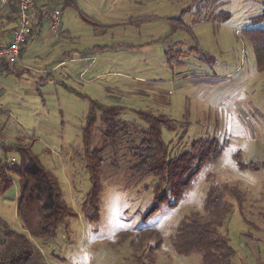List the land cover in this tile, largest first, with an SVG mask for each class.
I'll list each match as a JSON object with an SVG mask.
<instances>
[{
    "label": "rangeland",
    "instance_id": "1",
    "mask_svg": "<svg viewBox=\"0 0 264 264\" xmlns=\"http://www.w3.org/2000/svg\"><path fill=\"white\" fill-rule=\"evenodd\" d=\"M40 2L50 16L56 3ZM49 4L51 10L45 6ZM263 9L264 0H77V7L62 11L60 30L49 32L47 20L42 30L47 47L34 50L50 52L55 61L32 65L51 69L66 58L63 46L72 44L65 42L68 28L83 37L82 47L96 48L91 58L66 61L57 72L30 68L21 78L0 76V88L5 84L0 89V141L26 136L36 138L37 153L48 149L41 159L58 175L66 200L79 214L67 219L54 238L32 239L44 262L201 264L198 253L177 254L170 238L186 215L202 211L211 184H227L237 186L245 198L223 228L236 250L233 264H264V168L239 169L233 156L241 153L246 162H264V71L257 69L243 35L246 28H264V20L253 21ZM37 12L39 18L42 13ZM82 14L108 27L94 28ZM176 16L190 28L172 32L170 18ZM6 23L11 26L12 21ZM89 98L169 115L178 128L164 130L172 154L190 149L198 138L218 140L222 154L202 168L177 206L164 204L147 215L157 178L133 172L130 153L141 140L139 128L146 124L129 110L122 114L131 122L130 131L114 147L107 144L99 120L93 148L101 149L104 158L103 191L100 218L89 221L82 212L90 188L82 149ZM133 126L138 129L133 131ZM12 178L14 186L0 193V217L27 234L17 215V178ZM4 240L0 229V248Z\"/></svg>",
    "mask_w": 264,
    "mask_h": 264
},
{
    "label": "trees",
    "instance_id": "2",
    "mask_svg": "<svg viewBox=\"0 0 264 264\" xmlns=\"http://www.w3.org/2000/svg\"><path fill=\"white\" fill-rule=\"evenodd\" d=\"M36 1V17L32 19L30 34L21 54L31 41L41 35L46 22L49 21L51 24V15L42 12L41 6L39 7L41 0ZM48 2L56 3L55 8H60L61 14L68 7H77L76 0H48ZM5 5L8 9L0 21V30L4 35L10 34L15 28L19 0H10ZM45 6L51 10L50 4ZM37 11L42 13L39 18ZM82 17L94 28L108 27L92 17L83 14ZM255 18L253 21L256 22L264 20V9L262 14ZM170 19L175 24L172 32L190 28L182 16ZM8 20L12 21L9 28L7 26L10 23H6ZM61 26L62 18L60 26L55 30H60ZM243 35L252 46L257 69L264 71V28H246ZM25 71L30 72L29 69L3 63L0 76L9 72L20 77ZM42 79L45 80L47 77L43 76ZM84 97L87 98L86 95ZM89 102V110L82 128V149L90 180V188L82 205V212L89 221H98L100 218L103 191L101 168L104 158L101 149L93 148L94 131L99 120L104 124L107 144L114 147L118 145L121 137L129 135L130 131L131 122L124 120L122 114L129 110L146 124L144 128H139L141 140L134 144L130 153L134 161L131 168L133 172L151 174L157 178L153 187L154 204L147 215L158 211L164 204L170 207L177 206L193 188L202 168L207 163L216 162L222 154L223 147L214 138H198L191 142L190 149L172 154L171 143L166 141L164 130L167 128L176 132L178 128L169 115L157 114L152 109L130 108L122 103L105 104L92 98H89ZM134 128L138 129L133 126V131H136ZM36 141V138L26 136H19L11 143L0 141L3 153V159L0 161V193L4 194L14 186L12 176H16L19 188L16 202L17 215L24 230L27 231V234L17 231L0 217V229L5 235L4 245L0 248V264H47L32 239H52L67 219L79 217L78 212L66 200L58 175L46 167L41 159L43 153L50 151L44 149L41 153H37L34 150ZM233 156L239 169L257 171L264 168V162L244 161L241 153ZM9 159L13 160L11 166L8 165ZM244 201L243 191L237 186L211 184L202 211L196 210L186 215L177 226L175 233L171 235L172 249L182 256L200 254L201 264H233L236 250L228 235L223 232V228L234 208L237 206L241 209Z\"/></svg>",
    "mask_w": 264,
    "mask_h": 264
},
{
    "label": "crops",
    "instance_id": "3",
    "mask_svg": "<svg viewBox=\"0 0 264 264\" xmlns=\"http://www.w3.org/2000/svg\"><path fill=\"white\" fill-rule=\"evenodd\" d=\"M77 1V0H76ZM8 9V6L5 5L3 2L0 3V21L1 19H3L2 16H4V14L6 13ZM8 28L11 27L10 25L7 26ZM50 27L51 25L49 26V32H52V31H56V30H50ZM48 29V28H47ZM44 31V29H43ZM43 31L41 33V35L37 38V39H34L33 41H31L29 43V45L24 49L23 53L21 54V57L17 60V63L16 65L18 67H21L22 69H29L30 68H37V70H46L47 73H49L50 71H54V72H57V70L63 66L66 65V61H69V62H74L75 60L77 59H89L91 58L90 56L93 55V51L95 50V46L93 47V49H89L90 47H82V45H80L79 43V40H82L83 37H77L79 35V33H76V35L73 34V31L68 28L66 33L64 34L65 36H68L67 39H65V42H71L72 44L69 45V46H63V49L65 47V50H64V56H66V58H63L61 59V61L55 65V66H52L51 69L49 68H39L37 66H34L32 65L33 63H45L49 60H53L55 61V58L53 55H49V53L47 54H42L40 52H38V50H34L37 46L39 47H43V50L44 48H46V39L45 37L43 36ZM11 34V33H10ZM10 34H6L4 37H6L7 39H9L10 37ZM68 34V35H67ZM62 35H63V31H62ZM64 36V37H65ZM66 38V37H65ZM37 40L39 44H36L34 41ZM29 54H27V51H29ZM95 59H92V63L94 62ZM36 63V64H37ZM26 72V71H25ZM83 74V73H82ZM7 76V79H9L8 77H12L11 75H14V74H10L9 72L8 73H5L2 75L1 79L4 78V76ZM21 78V76L19 77ZM5 84H2L1 85V90L5 88L4 86ZM156 90H159L158 88H155ZM38 91L40 90L39 88L37 89ZM33 91V90H32ZM34 92V91H33Z\"/></svg>",
    "mask_w": 264,
    "mask_h": 264
},
{
    "label": "built area",
    "instance_id": "4",
    "mask_svg": "<svg viewBox=\"0 0 264 264\" xmlns=\"http://www.w3.org/2000/svg\"><path fill=\"white\" fill-rule=\"evenodd\" d=\"M4 4H8L10 0H2ZM36 0H19V11L17 14V22L14 30L11 32L9 39L4 37V33L0 30V75L3 63L16 65L20 57L21 51L28 40L32 19L36 15ZM61 9L55 8L51 13V26L57 29L61 24ZM36 17V16H35ZM13 160H8L11 166Z\"/></svg>",
    "mask_w": 264,
    "mask_h": 264
}]
</instances>
